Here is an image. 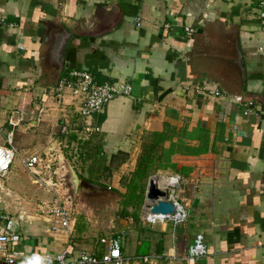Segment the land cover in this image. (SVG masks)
Returning a JSON list of instances; mask_svg holds the SVG:
<instances>
[{"label":"crops","instance_id":"crops-1","mask_svg":"<svg viewBox=\"0 0 264 264\" xmlns=\"http://www.w3.org/2000/svg\"><path fill=\"white\" fill-rule=\"evenodd\" d=\"M258 4L0 0V144L12 132L20 161L31 154L48 157L49 147L55 154L56 146H70L80 177L98 183L107 178L108 188L124 193L121 178L135 169L143 137L169 124L176 134L164 146L174 143L168 157L173 165L149 175L145 191L151 176H179L187 220L147 222L144 194L137 217L125 215L128 220L117 224L109 219L102 227L117 229L99 235H119L124 254L130 247L126 255L155 257L153 263L134 264H185L181 257L197 233L203 234L208 253L196 264H264V52L258 49L264 48V30ZM187 25L191 34L184 30ZM67 33L73 36L59 74L56 47ZM235 44L245 66L243 85L233 63ZM71 68L90 72L97 83L128 82L131 95H118L99 114L82 117L78 97L54 91ZM68 122L69 133L57 136ZM85 122L99 129L86 134L80 127ZM198 128L208 130L205 152L195 150L201 143L194 135ZM95 134L101 145L89 155L79 145ZM69 135L76 138L69 141ZM37 169L33 175L25 168L32 178L20 171L18 184L10 187L0 179V212L13 216L20 238L16 264H39L42 252L65 247L72 256L100 252V236L93 239L91 224L76 217L78 205L70 234L47 230L49 219L37 208L54 194L39 182L55 180L52 170L66 176V169L63 163ZM0 264H5L1 254Z\"/></svg>","mask_w":264,"mask_h":264},{"label":"built area","instance_id":"built-area-1","mask_svg":"<svg viewBox=\"0 0 264 264\" xmlns=\"http://www.w3.org/2000/svg\"><path fill=\"white\" fill-rule=\"evenodd\" d=\"M259 20L264 30V0H259ZM1 21V19H0ZM137 25L140 24L139 18H135ZM165 28L169 27V23L164 24ZM184 30L187 34L193 32L192 26H185ZM264 52V48H258ZM54 91L62 94L69 91L74 97H78L81 101L79 113L82 117H89L102 112L105 105L118 95H131L132 85L128 82H104L97 83L94 81L90 72L80 69L71 68L62 75L54 87ZM211 94L219 95V90H210ZM239 97H237L238 100ZM86 134L97 131V125L83 123L80 125ZM60 131L69 133V126L64 124ZM12 132L7 134L4 144H0V177L7 174L10 166L15 158L16 148L12 143ZM48 157L36 154L27 155L22 158L21 162L24 168L33 175H37L40 170L37 168H51L55 160L53 149L49 147ZM57 174L55 180H41V184L51 191L54 196L50 200H41L38 204L37 212L43 214L49 219L48 231L52 233L70 234L73 230L75 221L76 202L72 199L65 185L64 176L56 170H52ZM51 171V172H52ZM157 186L165 192L162 198L171 202L174 211L170 214L151 213L148 209L145 220L149 223L170 221L174 225L181 224L187 220L188 209L179 195L180 177L177 175L167 176L163 178L154 177ZM36 182L40 181L35 178ZM19 235L15 230V221L13 216L8 212H0V254L5 264H16V260L20 255V249L17 245ZM98 242L103 246L100 252L81 250L74 256L67 247L60 249L55 253L42 252L39 254V264H134L135 262L153 263L155 257L150 256H128L122 251V241L119 235L104 234L98 238ZM207 246L204 236L197 233L192 242L188 245L186 253L181 257L185 264H196V262L207 255ZM174 257L173 255H171Z\"/></svg>","mask_w":264,"mask_h":264},{"label":"trees","instance_id":"trees-1","mask_svg":"<svg viewBox=\"0 0 264 264\" xmlns=\"http://www.w3.org/2000/svg\"><path fill=\"white\" fill-rule=\"evenodd\" d=\"M175 134V129L172 128L171 125L165 124L163 130L149 132L143 137L141 151L138 155L135 169L128 176L121 178V184L124 185L126 189L125 192L121 194L120 211L123 213L122 215L131 214L133 217H137V212L144 202L145 187L149 175L154 173L157 169L162 168L164 165H173L169 162L168 157L175 151L174 143L171 142L168 147H165L164 143L167 140H171ZM194 135L201 142L195 150L198 152L207 151L209 144L208 130L198 128ZM184 136L193 135L184 133ZM75 138V135H69V141ZM100 145L99 137L95 134L83 140L79 147L90 155L93 151L98 149ZM180 149L185 151L189 150L186 146L182 145ZM78 150L79 148L76 151ZM78 152V155H80V151Z\"/></svg>","mask_w":264,"mask_h":264},{"label":"rangeland","instance_id":"rangeland-1","mask_svg":"<svg viewBox=\"0 0 264 264\" xmlns=\"http://www.w3.org/2000/svg\"><path fill=\"white\" fill-rule=\"evenodd\" d=\"M67 126H69V122L67 123ZM56 134H57V136H61L63 133L59 131ZM64 134H68V133H64ZM63 138H64V136H63ZM63 138H58V139L63 140ZM64 142H63V144H64ZM56 148L58 150L55 151V154L53 156H57V154L61 153L72 164L74 161L76 163V158H74L72 160V156L76 153L73 151L74 148H70V146H62V144L56 146ZM16 154H17V152H16ZM61 163H63L65 165V162L63 159H61L59 157H58V159L56 158L52 163V169L59 167ZM22 170H24L27 174H29L31 176V178L33 177L27 170H25V168L21 164V161L18 158H16V156H15V158H14V160L10 166L9 171L7 172V175L5 177L4 176L1 177L0 179L8 187H10L15 182L18 184V180H20V179H18V176H20V171H22ZM66 176H67V171H66ZM106 179L107 178H105L104 180L101 179L100 183L102 185L104 184L105 187L108 188V185L111 184V181L107 182ZM37 185H39V184H37ZM31 187L34 188V186H31ZM115 190L116 189L111 186L107 190H103V191L82 190V191H78L76 194L75 202L78 205V212H76V217L78 218V220H80V221L82 220L84 223L87 222L88 224H91L90 227L92 228V233H93L92 238L93 239L98 238L100 236L99 234H101V233L103 234L104 231L113 232L114 230L117 229V228H113L112 230H109L108 228L102 227V225L106 224L109 219H112V220L115 219L114 222H116V224H117L119 219H123V220L127 219L128 220V217H130V216L122 215L123 213H121V211H120V209H121L120 203L122 200L121 194H123V193H121L120 191L117 192ZM133 222H134V220H133ZM95 244H96L95 246L98 247L97 241H95ZM129 252H131L130 247L126 246V254H129Z\"/></svg>","mask_w":264,"mask_h":264},{"label":"water","instance_id":"water-1","mask_svg":"<svg viewBox=\"0 0 264 264\" xmlns=\"http://www.w3.org/2000/svg\"><path fill=\"white\" fill-rule=\"evenodd\" d=\"M72 33H67L60 39L56 47V61L58 63V73L60 74L63 67V60L67 51L68 44L70 42ZM235 56L233 63L238 67L240 71V79L242 85L245 81V66L243 63V57L241 50L237 44H235ZM60 158L64 160L65 165L63 164L64 169L67 171V176L64 175L65 185L71 195L72 199L76 197L78 191L82 190H98L103 191L108 188L102 184L92 181L88 178L80 177L79 173L74 168L73 164L60 153ZM66 167V168H65ZM195 190V189H194ZM71 191V193H70ZM165 196V192L157 186V183L153 176L148 180L147 188L145 191V201L146 207L151 213H161V214H170L174 211V206L171 202L165 201L162 199Z\"/></svg>","mask_w":264,"mask_h":264}]
</instances>
